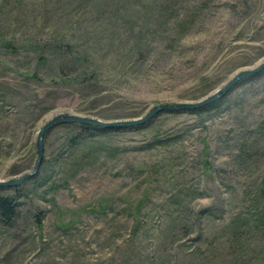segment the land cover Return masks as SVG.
I'll list each match as a JSON object with an SVG mask.
<instances>
[{"label": "rangeland", "instance_id": "obj_1", "mask_svg": "<svg viewBox=\"0 0 264 264\" xmlns=\"http://www.w3.org/2000/svg\"><path fill=\"white\" fill-rule=\"evenodd\" d=\"M263 60L264 0H0V180L59 114L140 119ZM215 102L47 131L0 186V264H264V68Z\"/></svg>", "mask_w": 264, "mask_h": 264}, {"label": "water", "instance_id": "obj_2", "mask_svg": "<svg viewBox=\"0 0 264 264\" xmlns=\"http://www.w3.org/2000/svg\"><path fill=\"white\" fill-rule=\"evenodd\" d=\"M263 68H264V60L255 68L244 69L238 72L223 87H221L219 90H217L216 92H214L213 94H211L210 96H208L207 98L203 100H200L194 103H178V104H172V105H160V106L153 108L147 115H145L143 118H140V119L127 120V121H107V120H102V119L94 118L90 116L59 114L51 118L49 121H47L37 132V141H36L37 160H36L33 170L31 172H28L12 180H0V186L1 187L16 186L20 184L24 179L35 174L39 166V163L41 161L42 154H43L44 135L47 131H49L51 128H53L56 125L66 123V122H80V123H85L88 125H96L102 128L126 127V126H134V125L144 123L145 121L152 118L154 115L158 114L162 110H180V109L200 108L212 102H215L216 100L221 98V96L224 95L227 92V90L233 87L238 81L257 74Z\"/></svg>", "mask_w": 264, "mask_h": 264}, {"label": "trees", "instance_id": "obj_3", "mask_svg": "<svg viewBox=\"0 0 264 264\" xmlns=\"http://www.w3.org/2000/svg\"><path fill=\"white\" fill-rule=\"evenodd\" d=\"M215 104L216 102H212L206 106L196 108L192 111L202 112L205 110H212V108L216 106ZM61 126L71 127V128H75L77 126L79 128L78 133L73 134V132L70 131L71 136H69V144L74 145V146L77 143H79L81 139L82 140L88 139L87 133H93V135H96V134H100L101 132H111L114 130H118V128H102L96 125H88V124L80 123V122H66V123H62ZM44 141H45V138H44ZM33 176L34 175H32L31 178ZM1 189L2 188L0 187V190ZM18 206H19V203L16 200V198H14L11 195L0 194V226H2V228H6L12 225V223L15 220V217L18 214Z\"/></svg>", "mask_w": 264, "mask_h": 264}]
</instances>
